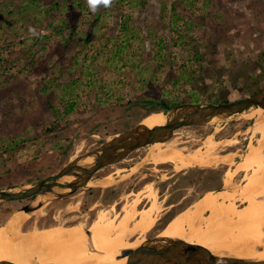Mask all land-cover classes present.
<instances>
[{
    "label": "rangeland",
    "instance_id": "1",
    "mask_svg": "<svg viewBox=\"0 0 264 264\" xmlns=\"http://www.w3.org/2000/svg\"><path fill=\"white\" fill-rule=\"evenodd\" d=\"M35 2L40 5L24 10L31 0H0V188L34 184L116 133L166 118L162 102L221 103L264 85V0H112L96 12L87 0ZM254 119L181 127L172 137L184 155L205 150L207 138L227 140L216 147L218 155L231 154L227 160L206 166L183 164L181 157L153 162L154 143L102 168L93 181L113 174L112 182L91 188L118 196L95 208L119 214L151 184L163 205L159 220L167 207L166 220L175 214L159 230L221 178L225 183L227 170L231 192L242 182L234 167L252 139ZM85 190L45 205L22 232L84 229L76 217L65 220L82 208ZM25 201L0 200V226ZM148 205L141 195L138 207ZM206 214L196 210V218Z\"/></svg>",
    "mask_w": 264,
    "mask_h": 264
},
{
    "label": "bare ground",
    "instance_id": "2",
    "mask_svg": "<svg viewBox=\"0 0 264 264\" xmlns=\"http://www.w3.org/2000/svg\"><path fill=\"white\" fill-rule=\"evenodd\" d=\"M165 122L166 118L158 117L142 123L154 127ZM248 130L252 132V139L242 160L234 167L236 173H243L242 182L231 192L229 189L207 191L191 208L180 212L155 235L182 237L221 255L264 258V111H257ZM207 143L208 138L203 144L205 150L197 147L184 155L177 138L159 141L152 146L148 158L156 162L158 157H181L183 164L206 166L215 160L232 157L231 154L218 155L216 151L218 144L228 145L227 140L213 139V143ZM232 176L228 170L227 186H230ZM113 178V174H109L98 182L111 183ZM141 195L149 200V205L143 208L138 207ZM44 207L32 213L18 212L0 226V260L39 264H124L127 258H118L121 250L144 242L159 222L163 210L157 192L147 184L131 203L122 206L121 213L112 216L109 210H100L97 218L86 227L91 235L77 225L30 230L33 232L17 229ZM114 208L112 206L110 210L114 211ZM201 209L207 214L196 218V210Z\"/></svg>",
    "mask_w": 264,
    "mask_h": 264
},
{
    "label": "water",
    "instance_id": "3",
    "mask_svg": "<svg viewBox=\"0 0 264 264\" xmlns=\"http://www.w3.org/2000/svg\"><path fill=\"white\" fill-rule=\"evenodd\" d=\"M253 107H255L253 111L246 112ZM161 111L166 115L164 124L150 127L139 122L128 130L116 133L100 145L75 155L56 173L34 184L20 185L18 189L11 186L0 188V200L12 201L33 197L12 215L21 211L32 213L54 200L74 194L81 188L107 185L109 183L100 184L98 181H93L96 172L108 165L123 161L141 147L152 146L159 141H169L181 127L215 125L246 116L255 118L256 111H264V85L255 93L242 99L221 103L165 105ZM67 176H73V178L65 179ZM228 189H230L229 186L224 183L222 187L214 190ZM22 228L26 230L23 226ZM84 229L91 235L89 228ZM125 257L127 260L124 264H264V258L221 255L202 244L182 237H162L157 234L147 237L139 246L122 249L118 258ZM0 264L39 263L2 259Z\"/></svg>",
    "mask_w": 264,
    "mask_h": 264
},
{
    "label": "flooded vegetation",
    "instance_id": "4",
    "mask_svg": "<svg viewBox=\"0 0 264 264\" xmlns=\"http://www.w3.org/2000/svg\"><path fill=\"white\" fill-rule=\"evenodd\" d=\"M227 171L225 173V179H226ZM200 183L201 182H197V185H199ZM223 185H224V181H223V178H221L220 181L217 182L214 187H216V189H217V188L222 187ZM207 191H209V190H207ZM117 196H118V192H116V190L114 192L111 191L110 193H103V192L102 193H97V189L96 188L87 187L86 190L83 191L82 202H81L82 205H83L82 208L79 210L78 213H75L74 216H72L70 218L69 217L66 218L65 221H72L76 217L78 220H75V221H80V222L83 221L86 224V227H89V224L96 218V216H97V214L99 212V208H95L96 205L107 203L108 201L113 200ZM121 197L123 198V196H121ZM32 198L26 199V201L23 204H25L26 202H28L29 199H32ZM94 200H96V201L97 200H101V201L103 200V202L97 204V202L94 203ZM147 201L149 202L148 199H147ZM108 204H110V203H108ZM115 205L116 204H114L113 206L115 207ZM167 209H168V207L165 210V214L160 218V220L157 223V225H155V230H157L160 227V225H162L164 223H167L175 215L174 214L170 219H167L168 220L167 221L166 220ZM51 223H53V221H51ZM24 225L25 224L19 226L17 229L22 231L23 230L22 226H24ZM25 227L29 228L28 225H26Z\"/></svg>",
    "mask_w": 264,
    "mask_h": 264
},
{
    "label": "clouds",
    "instance_id": "5",
    "mask_svg": "<svg viewBox=\"0 0 264 264\" xmlns=\"http://www.w3.org/2000/svg\"><path fill=\"white\" fill-rule=\"evenodd\" d=\"M112 0H87L89 9L92 12H96L100 6L110 7ZM35 34V29H30Z\"/></svg>",
    "mask_w": 264,
    "mask_h": 264
},
{
    "label": "trees",
    "instance_id": "6",
    "mask_svg": "<svg viewBox=\"0 0 264 264\" xmlns=\"http://www.w3.org/2000/svg\"><path fill=\"white\" fill-rule=\"evenodd\" d=\"M40 4L39 3H36L35 0H31V3L29 6L25 7L24 10H28V9H31L33 7H37L39 6ZM162 104L165 106L166 103L165 102H162ZM257 112V111H256ZM257 114V113H256Z\"/></svg>",
    "mask_w": 264,
    "mask_h": 264
}]
</instances>
